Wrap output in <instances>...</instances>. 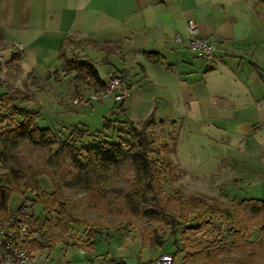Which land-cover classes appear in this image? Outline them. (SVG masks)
Listing matches in <instances>:
<instances>
[{"label":"rangeland","instance_id":"obj_1","mask_svg":"<svg viewBox=\"0 0 264 264\" xmlns=\"http://www.w3.org/2000/svg\"><path fill=\"white\" fill-rule=\"evenodd\" d=\"M253 1L252 4L245 0L239 3L237 0L199 1L203 2V7L194 13V24L200 26L206 21L207 10L213 7V28L215 25L222 27L228 40H222L224 46L221 49L218 48L220 44L216 46L218 42L214 43L217 52L212 64L191 57L188 63L194 70L190 74H184L176 67L168 72L169 80L175 85L166 92L147 82L136 64H126L137 58L136 53L123 62L116 55L104 56L92 47H74L72 53L89 59L103 81L109 71L108 66L102 64L103 58L107 57L117 70L127 66L130 78L134 80L129 86L130 82L122 79L129 89L135 83L133 94L136 97L128 99L125 114L118 112L111 98L92 99L99 94L94 92L88 80L75 86L72 79L71 82L63 79L54 87L45 83L34 87L22 82L11 83L0 87V92L15 96L18 99L16 106L33 113L41 128L51 129L60 139H76L67 136L74 128L84 129L85 136L80 139V144L130 138L127 128L116 120L127 118L137 123L144 119L153 106L147 102L148 98L156 93V125L151 136L155 146L164 143L170 146L177 172L174 181L163 183L165 193L171 194L172 188H180L186 196L215 197L224 202L264 201V64L258 58L260 54L264 56V7L259 6L257 0ZM228 51L236 56H225L223 52ZM180 73L185 83L178 86ZM4 78L0 81H5ZM34 92H38L37 96ZM143 92H146L147 101L141 100ZM131 103L134 107L130 109ZM0 111L3 112L1 108ZM104 119L113 122L112 129L99 133L103 131ZM25 149L22 157L28 162H39L47 155L46 150L29 146ZM131 177L130 168L124 165L117 174H109L107 183L102 185L104 191L125 188ZM39 183L46 191L51 190L46 177H40ZM67 195L72 200H98V197L79 190L69 191ZM114 201L110 210L96 208L84 213V219L90 225H99L101 231L91 251L68 245L71 241L67 238L38 252L33 257L37 264H110L112 261L119 263L121 259L125 264H146L163 254H174L173 264H182L181 254L176 253L173 240L168 236L162 247L143 245L139 232L156 228V223L149 224L146 219L123 213L119 201ZM17 203L15 197L10 200L8 217L15 211ZM33 209L39 217H44L41 206L36 205ZM5 222V218H0V223ZM88 231V227L74 225L69 236L85 240ZM251 240H257L255 234ZM257 259V264H264V258Z\"/></svg>","mask_w":264,"mask_h":264},{"label":"trees","instance_id":"obj_2","mask_svg":"<svg viewBox=\"0 0 264 264\" xmlns=\"http://www.w3.org/2000/svg\"><path fill=\"white\" fill-rule=\"evenodd\" d=\"M257 4L264 7V0H257ZM74 43L92 46L106 56L119 48L70 37L59 50V72L64 76L73 75L75 86L88 80L94 92L100 94L106 83L89 59L75 54L67 56V48ZM145 56L150 62L158 60L155 53H146ZM106 58L102 64L108 66L109 77L117 76V71ZM55 75L57 78L59 73ZM17 100L8 92L0 93V108L3 110L0 111V218L8 221L13 197L18 201L15 212H19L24 204L31 206L30 222L38 230L37 236L21 239L17 228L12 227L16 234L13 242L28 257H34L67 238L71 241L69 245L91 251L101 231L99 225H90L84 219V213L96 208L110 210L114 200H118L123 213L146 219L149 224L156 223V228L139 232L140 242L162 247L168 236L173 240L176 253L182 255V264H257V258H264V201L224 202L215 197L186 196L180 188H172L171 194L165 193L163 183L174 181L177 172L170 146L167 143L155 146L151 136L156 125L154 108L137 123L127 118L116 120L127 128L128 139L120 138L117 142L103 139L80 144V139L85 136L84 129L74 128L67 136L76 139H60L51 129L41 128L33 113L16 106ZM122 102L115 106L125 114ZM112 126V121L104 119L103 131L99 133L110 131ZM26 146L46 150L47 155L39 162H28L22 157ZM124 165L132 172L127 186L105 192L102 185L107 183L109 174H117ZM40 177L47 178L50 191L42 188ZM72 190L88 193L98 200H72L67 195ZM36 205L41 206L43 218L34 211ZM74 225L89 228L85 240L69 236ZM253 225L256 227L252 228ZM210 233L212 237H208ZM252 234L257 240H251Z\"/></svg>","mask_w":264,"mask_h":264},{"label":"crops","instance_id":"obj_3","mask_svg":"<svg viewBox=\"0 0 264 264\" xmlns=\"http://www.w3.org/2000/svg\"><path fill=\"white\" fill-rule=\"evenodd\" d=\"M199 1L0 0V53L5 58V64L0 66V76H2L0 79L2 80L3 77L6 79L0 81V87L11 83L18 85L20 82L27 83L30 87L41 83L54 87L56 84L59 85L63 79L71 82L73 75L64 76L59 72L61 64L59 50L66 44L67 39L72 37L76 40H91L97 45L104 43L116 45L119 49L112 55L118 56L123 62L131 54L136 53L137 58L133 61L129 60L126 64H136L147 82L163 88L166 92L169 87L175 85L169 80L168 72L175 67L184 74H190L194 70V66L188 61L191 57H197L185 47L184 40L187 35V23L190 21L194 23V13L203 7V2ZM207 1L213 2L214 0ZM246 1L249 4L254 2L253 0ZM207 4L211 5V3ZM213 13V7L207 10L206 21L201 22L199 27L201 36L215 44L218 42L216 46L220 44L218 48L221 49L224 46L222 40L228 39L222 27L215 25L213 28ZM18 44L22 46V50L15 52L12 47ZM79 46L92 47L83 43L71 44L66 50L67 56L72 55L71 50ZM216 52L217 49L214 53ZM146 53H155L158 60L148 61ZM223 53L225 56H236L229 51ZM215 56L214 59H216ZM262 57L264 56L260 54L258 58H261L260 62L264 64ZM214 59L212 61L200 60L206 64H212ZM115 70L117 76H123L124 81L130 82L128 84L130 86L134 79L130 78L127 66L125 65L121 70ZM56 72L59 73L57 78H55ZM109 75L107 71L105 83ZM178 75L176 83L180 86L185 82L180 76L181 73ZM124 85L128 90V97L121 104L125 113L128 99L136 96L133 94L135 83L130 89L127 82ZM37 93L34 92L35 96ZM141 97L144 98L141 100L147 101L145 100L146 92H143ZM157 98L156 93L149 96L147 102L153 103L149 114L153 108L155 110ZM141 100L139 99V102ZM115 105L119 103H114ZM133 107L131 103L130 109ZM118 112L122 113L119 110ZM120 262L123 260L121 259ZM110 264L118 263L112 261Z\"/></svg>","mask_w":264,"mask_h":264},{"label":"built area","instance_id":"obj_4","mask_svg":"<svg viewBox=\"0 0 264 264\" xmlns=\"http://www.w3.org/2000/svg\"><path fill=\"white\" fill-rule=\"evenodd\" d=\"M185 47L197 58L212 61L214 59V42L201 36V28L193 22L187 23V35L185 37ZM12 50L19 52L22 50L20 44L13 46ZM5 63L4 56L0 53V66ZM93 97V98H92ZM95 98H111L114 103H120L128 97V90L120 77H109L106 88ZM32 208L28 204L22 205L19 212H13L8 221L0 223V264H37V259L28 257L21 248L13 242L15 233L13 226L17 228L21 239H33L37 236V229L30 222ZM174 257L170 254H163L151 260L147 264H172Z\"/></svg>","mask_w":264,"mask_h":264}]
</instances>
